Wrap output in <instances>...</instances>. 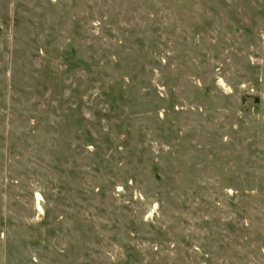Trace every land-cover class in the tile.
Wrapping results in <instances>:
<instances>
[{"label": "rangeland", "instance_id": "1", "mask_svg": "<svg viewBox=\"0 0 264 264\" xmlns=\"http://www.w3.org/2000/svg\"><path fill=\"white\" fill-rule=\"evenodd\" d=\"M0 264H264V0H0Z\"/></svg>", "mask_w": 264, "mask_h": 264}]
</instances>
